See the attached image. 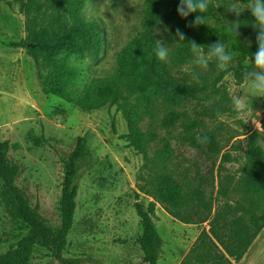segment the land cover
I'll list each match as a JSON object with an SVG mask.
<instances>
[{"label":"rangeland","instance_id":"obj_1","mask_svg":"<svg viewBox=\"0 0 264 264\" xmlns=\"http://www.w3.org/2000/svg\"><path fill=\"white\" fill-rule=\"evenodd\" d=\"M25 2L0 0V140H9L12 145L8 156L19 167L16 184L48 224L57 227L61 220L59 207L65 161L78 137L85 136L87 149L77 176L75 222L63 256L81 259V264H146L141 246L144 224L135 202L141 200L147 204L154 200L141 191L143 185L150 186L147 178L154 166L130 143L127 120L117 105L107 103L85 111L50 91L56 65L41 53L33 55L25 44L29 33L28 15L22 8ZM247 3V0H216L217 10L205 21L225 28L235 14L227 6L237 4L245 8ZM44 4L48 14L61 12L53 10V6L47 8L49 2ZM145 7V0H84L82 13L97 20L107 38L104 49L98 56L84 57L65 49L55 57L67 56L80 70L76 78L80 89L93 88L92 77L103 76L108 70L113 72L118 53L138 30L151 28L162 44L170 45L174 20L151 22ZM239 30L247 44L257 45L258 30L252 25ZM230 53L233 59L223 71L211 63L208 70H201L193 66V58L175 68L190 81L195 80V72L199 79L208 75L207 82L215 78L218 82L216 88L210 86L207 92H200L199 99L191 98L179 107L187 116L174 128L168 130L162 125L161 117L166 113L163 109L159 110L160 114L155 110L153 125L149 123L151 117L141 123L145 132L156 131L169 140L167 160L175 180L185 190L199 186L206 189L214 203L211 214L198 202L180 205L175 211L180 218L173 216L164 204L157 203L154 221L163 241L157 264H234L233 260L236 261L222 247L207 255V250L200 245L201 233L209 230L215 209L222 206L224 198L218 191L229 184L233 204L241 197L233 187L245 168L252 136L264 148V97L249 95L246 75L254 56L244 59L245 69H240L243 76L240 80L238 60L241 57L232 49ZM71 88L75 89V84ZM234 97L244 100L243 113L234 111ZM220 100L227 106L225 112L209 116L211 110L207 108ZM193 119L204 123L203 129L206 126L215 136L222 149L219 155H212L207 145L192 143L190 135L184 133V124ZM198 136L202 137L199 132ZM157 142L150 143L151 158L155 157L158 147L164 146ZM227 152L232 159L222 161V154ZM237 216L238 213H229V218ZM27 231V226L11 210L6 187L0 179V254L16 245ZM257 246L252 258L243 264H264V231ZM29 264H58V261L50 250L36 246Z\"/></svg>","mask_w":264,"mask_h":264},{"label":"trees","instance_id":"obj_2","mask_svg":"<svg viewBox=\"0 0 264 264\" xmlns=\"http://www.w3.org/2000/svg\"><path fill=\"white\" fill-rule=\"evenodd\" d=\"M44 1L49 2L47 8L53 6V10L58 9L61 12L57 15L54 11L48 14L47 9L43 7ZM179 2L180 0H145L144 11L149 21L174 20L170 45H164L168 49L167 62H162L156 57L158 39L153 30L151 28L138 30L118 53V63L113 72L108 70L103 76L91 78L90 86H93L91 89H80L79 82L76 81L80 70L68 61L67 56L55 58L65 49L79 57L98 56L104 49L107 38L97 20L89 19L82 13L84 0H26L22 7L28 15L29 33L26 46L33 55L41 53L46 60L56 65V71L50 80V91L73 101L85 111L98 109L107 103L117 105L123 110L127 120L130 143L144 153L148 162L154 166L150 168V177L147 178L150 186L141 187V191L151 195L154 200L147 204L141 200L135 202L137 214L144 224L141 246L146 264L158 263L159 249L163 242L156 232L154 221L158 202L164 204L176 218H180L175 212L180 205L198 202L211 214L214 203L212 198L208 197L206 189L199 186L185 190L175 180L167 160L169 140L156 131L145 132L141 123L147 117L152 118L150 124L154 123L155 110L160 114L159 110L163 109L166 113L161 117L162 125L171 130L183 116H187L185 111L179 109L185 101L191 98L199 99L200 92H207L210 86L217 87L216 78L210 83L207 82L210 79L208 75L199 79L200 82L190 81L180 75L178 69L175 70L193 58L190 51L191 41L204 45L206 51L208 45L222 42L227 52L230 53L232 49L241 57L238 60L239 70L245 69L244 59L253 57L258 47L247 44L239 30L254 22L250 10L246 9L239 18L234 14L229 18L227 27L221 28L205 21L217 10L216 0H212L207 12L192 13L187 18H182L178 14ZM196 15H203L205 24L190 26ZM237 19L239 20L236 21ZM235 23L240 24L237 29L238 35L230 30ZM177 30L184 34V40L177 37ZM211 65L216 66L215 62H211ZM238 77L240 80L243 79L241 70L238 71ZM201 82L203 84H200ZM74 84L75 89L71 88ZM93 93H96V96ZM226 109L223 100L214 102L213 106L207 108L211 110L209 114L211 117L222 114ZM203 125L204 123L195 119L188 120L183 131L190 135L192 143L207 145L212 155H219L222 149L218 141L206 126L203 129ZM197 132L202 137L207 136L208 142L198 143ZM155 141H158V144L162 142L164 146L158 147L155 150V157L151 158L150 143ZM11 147L9 140H0V179L6 187L11 210L23 221L28 231L16 245L0 254V264H29L36 246L50 250L58 264H81V259L65 258L63 251L75 222L79 193L77 176L81 160L86 153L87 138L78 137L75 148L65 161L59 207L61 220L57 227L48 224L38 208L32 206L29 197L16 184L19 167L9 160ZM231 159L229 152L222 154V161ZM222 167L223 164L220 165V168ZM239 178L238 184L233 188L241 197L235 199L234 204L229 195V184L218 191L224 198L222 206L215 209L214 216L209 222V230L203 231L200 235V245L207 250V255H212L222 247L226 254L240 261L264 228V148L254 136L250 139L247 162ZM232 180L231 176V182ZM230 212L238 213V216L229 218Z\"/></svg>","mask_w":264,"mask_h":264},{"label":"clouds","instance_id":"obj_3","mask_svg":"<svg viewBox=\"0 0 264 264\" xmlns=\"http://www.w3.org/2000/svg\"><path fill=\"white\" fill-rule=\"evenodd\" d=\"M212 4V0H180L177 7V12L182 18H187L192 13L203 14L207 12L209 5ZM250 10L251 16L254 22L251 23L255 30H258L256 37L257 50L252 60V67L247 70L246 75L248 78L250 92L249 95L255 97H264V0H248L247 6L241 8L237 4H230L227 6L228 11H232L239 18L245 10ZM205 17L203 15H196L192 21V27L199 26L204 23ZM237 19L236 21H238ZM240 26L239 23H235L230 30L234 31L237 35V29ZM177 37L180 40H184V34L177 30ZM197 44L195 41H191V53L193 55L192 64L201 70H208L211 62H215L216 68L219 71L226 70L229 63L232 61L233 56L226 51V47L222 42H217L207 46ZM156 57L162 61L168 60V49L158 40L155 50ZM193 79L199 82V74L193 73ZM233 109L237 113H243L246 109V104L242 98H233ZM198 143H207L208 137H197Z\"/></svg>","mask_w":264,"mask_h":264},{"label":"crops","instance_id":"obj_4","mask_svg":"<svg viewBox=\"0 0 264 264\" xmlns=\"http://www.w3.org/2000/svg\"><path fill=\"white\" fill-rule=\"evenodd\" d=\"M263 231H264V228L260 231L258 236L254 239V241L252 242V244L248 248L247 252L245 253V255L243 256V258L240 261H234L233 260L234 264H243V262H245L249 258H252L253 254L258 250V246L257 245L259 243V239H260L261 233Z\"/></svg>","mask_w":264,"mask_h":264}]
</instances>
